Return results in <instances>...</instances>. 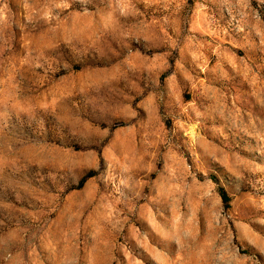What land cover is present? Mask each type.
I'll use <instances>...</instances> for the list:
<instances>
[{
	"label": "rangeland",
	"instance_id": "1",
	"mask_svg": "<svg viewBox=\"0 0 264 264\" xmlns=\"http://www.w3.org/2000/svg\"><path fill=\"white\" fill-rule=\"evenodd\" d=\"M0 264H264V0H0Z\"/></svg>",
	"mask_w": 264,
	"mask_h": 264
},
{
	"label": "trees",
	"instance_id": "2",
	"mask_svg": "<svg viewBox=\"0 0 264 264\" xmlns=\"http://www.w3.org/2000/svg\"><path fill=\"white\" fill-rule=\"evenodd\" d=\"M221 195H222L225 203H228L230 201V196L228 195V193L224 189H221Z\"/></svg>",
	"mask_w": 264,
	"mask_h": 264
}]
</instances>
